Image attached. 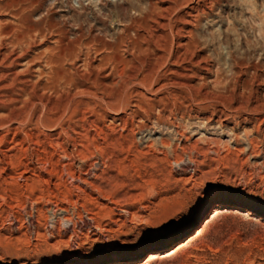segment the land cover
<instances>
[{"label":"rangeland","instance_id":"obj_1","mask_svg":"<svg viewBox=\"0 0 264 264\" xmlns=\"http://www.w3.org/2000/svg\"><path fill=\"white\" fill-rule=\"evenodd\" d=\"M16 32L0 264H264V0H0Z\"/></svg>","mask_w":264,"mask_h":264},{"label":"bare ground","instance_id":"obj_2","mask_svg":"<svg viewBox=\"0 0 264 264\" xmlns=\"http://www.w3.org/2000/svg\"><path fill=\"white\" fill-rule=\"evenodd\" d=\"M189 17V16H188ZM192 20V19H191ZM189 25V23H187ZM192 25V24H191ZM2 26V25H1ZM188 27V26H187ZM11 29V28H10ZM44 32V31H43ZM185 33V31H184ZM161 34V33H160ZM188 34V33H187ZM35 37V36H34ZM47 37V36H46ZM70 37V35L68 36ZM162 37V36H161ZM31 38V37H30ZM10 42H9V45H10V48L11 49H7V48H4L2 43H1V40H0V105L3 106V104H5L6 102H15V101H18V100H15L13 99V96L11 94V92L9 91L10 89L12 90L15 82L17 81L16 80V75L13 73L14 69L17 68V66L19 65L20 62L22 61H25L28 59L29 57V54H30V48H31V42L30 40L28 39L27 37V33L26 32H16V33H13L11 36H10ZM43 39V38H42ZM99 40V39H98ZM95 40L97 41V45H101L102 43V46L103 48H105L106 50H109L110 49V46L107 45V43H104V42H100V40ZM125 40V39H124ZM46 41V40H45ZM132 41V40H131ZM91 44L93 41H90ZM124 42V41H123ZM158 42V41H157ZM130 43V42H129ZM60 44L63 45V40L60 41ZM82 44V43H81ZM96 45V44H95ZM56 46V45H55ZM121 46V44H120ZM2 47V48H1ZM92 47H97V46H92ZM100 47V46H99ZM91 51H93V49H91V46L89 48ZM89 49H88V52H89ZM18 50V51H17ZM98 50V49H97ZM95 50V51H97ZM94 51V52H95ZM126 51V50H125ZM17 52H20V53H17ZM105 52V51H104ZM131 52V50H130ZM129 52V53H130ZM156 52V51H155ZM92 53V52H91ZM103 53V52H102ZM104 54V53H103ZM79 56V55H78ZM76 56V57H78ZM87 58L85 57L86 60H89L88 59V55H86ZM110 56V55H109ZM115 56V55H114ZM51 57V56H50ZM66 55L64 54V50H60L57 52V54L55 55H52L51 59L49 60L51 64L54 65V70H57V72L59 73V71H63V66H64V62L68 61L66 59ZM75 57V56H74ZM73 57V58H74ZM75 57V58H76ZM107 57L108 55H105V56H100V59H99V63H104L106 61H109L107 60ZM72 60V59H71ZM77 60V59H76ZM85 60V62H86ZM74 61V60H73ZM96 61V59H95ZM98 61V60H97ZM116 61V60H115ZM72 62V61H71ZM90 62V61H89ZM67 63V62H66ZM91 64V63H89ZM105 64V63H104ZM71 65V64H70ZM74 65V64H73ZM86 65V64H85ZM157 65V64H156ZM50 67V66H49ZM86 67V66H85ZM91 67V66H90ZM48 68V67H47ZM74 68V66H73ZM89 68V67H88ZM87 68V69H88ZM95 69V68H93ZM103 70V69H102ZM74 71V72H73ZM73 74H72V77H74V81L78 82V80L80 79V73L78 71V68H74L73 70ZM92 72V70H90ZM110 71V70H109ZM112 71V70H111ZM60 72V73H61ZM94 72V71H93ZM108 72V71H107ZM83 73V72H82ZM103 73V72H102ZM150 74V73H149ZM58 76V75H57ZM61 75H59L60 77ZM93 76V75H92ZM64 77V76H63ZM90 77V76H89ZM108 78V77H107ZM64 80V79H63ZM91 81V80H90ZM83 82V81H81ZM86 82V81H85ZM89 82V80H88ZM22 84V83H21ZM28 84V83H27ZM26 84V85H27ZM79 84V83H78ZM20 85V84H19ZM80 85V84H79ZM77 85V86H79ZM23 86V85H22ZM90 86V85H89ZM86 87V86H85ZM30 89V88H29ZM20 90V89H19ZM25 90V89H24ZM71 90V88H70ZM86 90V89H85ZM88 90V89H87ZM92 90V89H90ZM9 91V92H8ZM5 92V93H4ZM39 92V91H38ZM72 92V91H71ZM22 93H24V91L22 90ZM35 93V92H34ZM40 93V92H39ZM93 93V92H92ZM92 93H88L90 95H93ZM98 93V92H97ZM16 94V92H15ZM18 94V93H17ZM29 95V94H28ZM60 95V94H59ZM66 95V94H65ZM97 95V94H96ZM16 97V96H15ZM62 97V96H61ZM46 98V97H45ZM55 98V97H54ZM108 99H110V97H108ZM68 100V99H67ZM98 101V100H97ZM104 101V100H103ZM21 102V101H20ZM39 103V102H38ZM43 104V103H42ZM15 105V104H14ZM13 105V106H14ZM30 105V104H29ZM32 105V104H31ZM33 106V105H32ZM62 106V105H61ZM15 107V106H14ZM63 108V107H62ZM257 110V109H256ZM59 114V113H58ZM57 117V116H56ZM61 122V121H60ZM78 123V122H77ZM75 123V124H77ZM217 123V122H216ZM64 124V123H63ZM71 124V123H70ZM218 124V123H217ZM80 125V124H79ZM158 126V125H157ZM100 158V157H99ZM101 159V158H100ZM95 167V166H94ZM187 167H181L180 168V172H186L187 171ZM94 170V169H93ZM97 171V170H96ZM87 174V173H86ZM226 200V199H225ZM235 201V200H234ZM222 204V203H225V202H220V201H217L216 204ZM215 207V206H214ZM202 229V228H201ZM201 231V230H200ZM198 233V232H197ZM200 234V232H199ZM198 235V234H197ZM195 235V236H197ZM193 239V238H191ZM190 239V240H191ZM192 241V240H191ZM190 242V241H189ZM188 242V243H189ZM186 244V243H185ZM184 244V245H185ZM183 245V246H184ZM186 246V245H185ZM181 249V248H180ZM179 249V250H180ZM178 250V249H177ZM175 251V250H174ZM149 259V257L147 258ZM150 261V259L148 260V262ZM152 261V260H151Z\"/></svg>","mask_w":264,"mask_h":264}]
</instances>
